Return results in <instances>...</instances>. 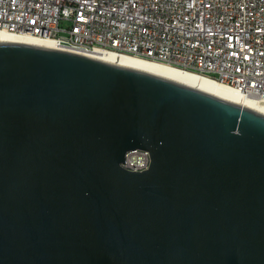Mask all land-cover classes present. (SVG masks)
<instances>
[{"label":"water","instance_id":"95a60500","mask_svg":"<svg viewBox=\"0 0 264 264\" xmlns=\"http://www.w3.org/2000/svg\"><path fill=\"white\" fill-rule=\"evenodd\" d=\"M0 264H264V113L0 40Z\"/></svg>","mask_w":264,"mask_h":264},{"label":"built area","instance_id":"2783aa9c","mask_svg":"<svg viewBox=\"0 0 264 264\" xmlns=\"http://www.w3.org/2000/svg\"><path fill=\"white\" fill-rule=\"evenodd\" d=\"M0 32L137 56L264 100V0H0ZM133 150L122 166L149 167Z\"/></svg>","mask_w":264,"mask_h":264},{"label":"bare ground","instance_id":"6f19581e","mask_svg":"<svg viewBox=\"0 0 264 264\" xmlns=\"http://www.w3.org/2000/svg\"><path fill=\"white\" fill-rule=\"evenodd\" d=\"M0 40H12L56 47L53 43V40L50 38H30L24 35H20L17 32H0ZM94 56L116 64L139 68L161 76L169 77L180 83L196 87L198 89L234 101L236 103L243 104L264 113L263 99L247 96L241 91L221 84L220 82L208 76L132 55L101 52Z\"/></svg>","mask_w":264,"mask_h":264}]
</instances>
